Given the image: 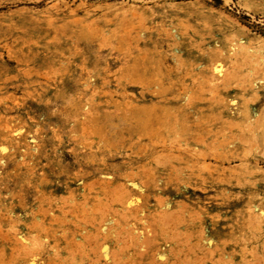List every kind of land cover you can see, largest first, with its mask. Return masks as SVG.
Masks as SVG:
<instances>
[{
  "label": "rangeland",
  "instance_id": "1",
  "mask_svg": "<svg viewBox=\"0 0 264 264\" xmlns=\"http://www.w3.org/2000/svg\"><path fill=\"white\" fill-rule=\"evenodd\" d=\"M0 264H264V0H0Z\"/></svg>",
  "mask_w": 264,
  "mask_h": 264
}]
</instances>
